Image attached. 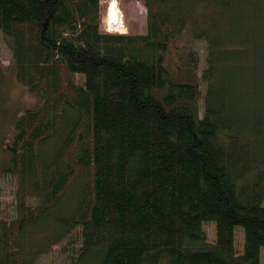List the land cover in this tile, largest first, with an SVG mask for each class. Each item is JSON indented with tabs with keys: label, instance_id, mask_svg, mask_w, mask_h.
<instances>
[{
	"label": "trees",
	"instance_id": "trees-1",
	"mask_svg": "<svg viewBox=\"0 0 264 264\" xmlns=\"http://www.w3.org/2000/svg\"><path fill=\"white\" fill-rule=\"evenodd\" d=\"M252 4L147 0V33L117 34L100 0H0L16 78L41 98L13 122L0 264H32L25 235L43 223L63 228L54 245L80 232L73 264H264V79L232 14Z\"/></svg>",
	"mask_w": 264,
	"mask_h": 264
},
{
	"label": "rangeland",
	"instance_id": "rangeland-1",
	"mask_svg": "<svg viewBox=\"0 0 264 264\" xmlns=\"http://www.w3.org/2000/svg\"><path fill=\"white\" fill-rule=\"evenodd\" d=\"M111 0H100V26L103 32L117 34H146L147 33V0H117L122 17L124 19V28L126 33L118 31H107L109 28L104 22L108 6ZM253 4L252 8L248 6L235 9L232 14L236 18V26L239 28V36L236 39L243 49H250L253 56H256L257 62H251L249 65L254 66L256 75L254 81L261 82L264 77V0H248ZM195 49L200 52L201 63L199 72L205 66V44L201 41L194 43ZM252 59V58H251ZM83 77L76 75V81L81 83ZM205 90V87H202ZM41 102L38 95L30 93L20 82H18L13 63L12 51L8 40L0 32V219L10 220L15 218L16 212V191L18 179L10 172L11 153L9 147L13 138V122L16 117L27 110L35 108ZM48 149L57 147L59 143L54 142ZM82 191L81 185H75L68 193L60 209L68 215V209H72L80 197ZM27 202L32 204L34 199H28ZM60 226V224H58ZM209 242L216 239V223L206 222L203 224ZM63 228L52 223L42 224L36 228L28 230L24 243L29 250V260L32 264H73L78 250L81 247L80 232L75 231L66 238L61 240V244H52V241L46 239L57 238L63 233ZM244 229L235 228V242L239 252L244 249ZM43 242H47L41 248ZM69 247V253L63 254L62 248ZM27 251L26 257H27ZM71 255V257H70ZM74 256V257H73ZM28 258V257H27ZM260 258L264 263V249L260 251ZM31 263V262H30ZM86 264H97L96 262H87Z\"/></svg>",
	"mask_w": 264,
	"mask_h": 264
},
{
	"label": "bare ground",
	"instance_id": "bare-ground-1",
	"mask_svg": "<svg viewBox=\"0 0 264 264\" xmlns=\"http://www.w3.org/2000/svg\"><path fill=\"white\" fill-rule=\"evenodd\" d=\"M104 22L109 28L107 31H118L121 33H126L123 29L124 19L122 17V11L120 10L117 0H111L107 9V13L104 17Z\"/></svg>",
	"mask_w": 264,
	"mask_h": 264
}]
</instances>
